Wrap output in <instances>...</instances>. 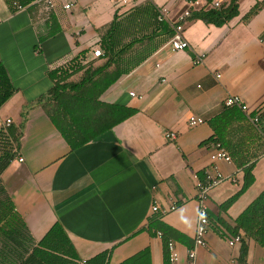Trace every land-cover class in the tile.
Returning <instances> with one entry per match:
<instances>
[{
  "label": "crops",
  "instance_id": "obj_1",
  "mask_svg": "<svg viewBox=\"0 0 264 264\" xmlns=\"http://www.w3.org/2000/svg\"><path fill=\"white\" fill-rule=\"evenodd\" d=\"M50 1L51 7L35 0L19 10L17 3L12 9L0 0V62L16 89L0 109V120L10 119L15 126L25 120L17 157L0 182L33 238L41 240L60 222L82 260L111 251L109 264H122L149 250L142 264H166L162 238L148 230L160 214L161 222L186 236V243L173 241L176 264H185L195 244L199 173L219 171L230 180L208 196L211 227L196 264H237L240 245H229L233 237L222 222L233 227L264 191V134L250 116L264 108V6L246 21L264 0H237L238 15L222 27L190 17L183 25L190 45L186 51H173L170 41L157 38L150 57L99 99L138 113L73 151L39 103L54 87L49 72L85 51L90 52L87 61L95 59L98 31L116 15L126 16L147 2L167 9V22L174 26L186 11L192 15L227 7L233 0L199 7L191 6L194 0H130L127 5L122 0ZM197 57H203L201 65L194 64ZM229 97L241 98L249 109L247 120L226 130V139L231 148L239 144L248 165L255 163V182L221 211L244 185L243 168L232 157L231 164L213 162L217 144L205 143L215 137L210 121L223 112ZM192 117L204 124L192 127ZM170 133L176 138H168ZM248 263L264 264V250L253 241Z\"/></svg>",
  "mask_w": 264,
  "mask_h": 264
},
{
  "label": "trees",
  "instance_id": "obj_2",
  "mask_svg": "<svg viewBox=\"0 0 264 264\" xmlns=\"http://www.w3.org/2000/svg\"><path fill=\"white\" fill-rule=\"evenodd\" d=\"M34 1L6 0L12 9L15 3L28 6ZM236 1L233 0L227 7L193 12L191 20H202L208 25L222 27L238 15ZM263 6L264 2L257 4L246 16V21L257 15ZM158 17V7L150 2L133 8L126 16L116 15L111 24L98 31L101 57L87 61V54L90 52L85 51L64 67L49 72L54 87L39 103H44L43 109L72 151L94 141L138 113L132 108L104 104L99 99L122 76L131 73L150 57L157 48L154 45L157 38H161L157 40L160 43L173 38V26L167 21L160 22ZM98 61L102 63L97 65ZM81 72L82 78L72 81V78ZM15 93L16 89L8 72L0 62V109ZM244 114L238 107H225L220 115L210 121L215 137L205 142L220 144L222 148L227 149L244 171L242 189L220 206L221 211H227L255 182V163L248 165L246 159H243L244 154L239 150V144L231 148L226 139V130L233 122L248 119ZM250 116L253 118L256 113ZM23 117L26 119V114ZM24 124L25 120L20 126L12 124L7 131H0V177L17 157ZM256 126H259L260 132L264 134V108L258 114ZM199 177L204 181L205 174L199 173ZM161 219L160 214L154 216L148 230L152 236H155L156 232L162 233L165 263L170 264L169 242L186 243L187 238L161 222ZM234 223L233 227L224 222L222 225L232 237H241L237 264H249L250 241L264 250V191ZM220 235L225 237L223 233ZM149 253V250H146L122 264H142ZM110 257L111 251L89 260H82L60 222L55 223L41 240L36 241L0 182V264H109Z\"/></svg>",
  "mask_w": 264,
  "mask_h": 264
},
{
  "label": "built area",
  "instance_id": "obj_3",
  "mask_svg": "<svg viewBox=\"0 0 264 264\" xmlns=\"http://www.w3.org/2000/svg\"><path fill=\"white\" fill-rule=\"evenodd\" d=\"M44 1L48 6H52V3L50 0H42ZM124 5H127L130 3V0H122ZM207 4V0H194L191 2L192 7H199L202 5ZM216 7L220 6V3L215 4ZM19 10H24V7L18 6ZM66 10L71 9V5L65 6ZM167 9L163 8L159 10V17L158 20L160 22L167 21ZM191 16L190 11H186L181 17L179 18L176 26L174 28L175 35L170 40V44L172 46L173 51H186L190 48L189 43L187 40L183 37V25L189 19ZM94 57L99 58L102 56V51L98 48L94 50ZM203 63V57H197L194 61L195 65H201ZM219 77V76H218ZM132 96H135L134 93L131 94ZM226 107H238L240 108L246 115H249V109L248 106L243 102V100L239 97H229L227 98L225 102ZM259 114V113H258ZM258 114H256L255 117L251 118V121L255 123V125L258 123ZM204 124V120L200 118L192 117L190 119V125L192 127H196L198 125ZM12 125V120H0V131H7L10 126ZM168 138L175 139L176 136L174 133L168 134ZM211 160L213 162H225L228 164L232 163V158L229 155V153L222 148L220 144L216 145L215 152L211 155ZM20 162H23L24 160L22 158L19 159ZM230 180V178H227L224 176L221 172H213V173H206L204 181L200 182L198 185V195L197 200L199 202V212L197 217V226H196V233H195V244L194 247L191 249H188L187 252V259L185 264H196L197 263V250L199 248L206 247L207 241L206 236L208 232L210 231L211 223H210V217L208 213V208L206 206V202L208 200V196L210 192L224 183L225 181ZM153 210L156 212L158 211V207L155 206ZM171 210H175V207H172ZM157 236L162 237L161 232H157ZM241 244V237L236 236L229 240V245L231 247H235L237 245ZM168 250H169V261L171 264H176L179 261V253L176 250V244L175 242L171 241L168 244Z\"/></svg>",
  "mask_w": 264,
  "mask_h": 264
},
{
  "label": "rangeland",
  "instance_id": "obj_4",
  "mask_svg": "<svg viewBox=\"0 0 264 264\" xmlns=\"http://www.w3.org/2000/svg\"><path fill=\"white\" fill-rule=\"evenodd\" d=\"M5 114H6L5 112H2L1 113V116L4 118L5 117Z\"/></svg>",
  "mask_w": 264,
  "mask_h": 264
}]
</instances>
